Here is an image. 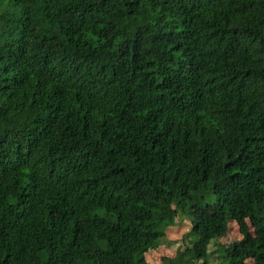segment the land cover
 <instances>
[{
	"label": "trees",
	"instance_id": "1",
	"mask_svg": "<svg viewBox=\"0 0 264 264\" xmlns=\"http://www.w3.org/2000/svg\"><path fill=\"white\" fill-rule=\"evenodd\" d=\"M175 213L161 264H264V0H0V264H149Z\"/></svg>",
	"mask_w": 264,
	"mask_h": 264
},
{
	"label": "rangeland",
	"instance_id": "2",
	"mask_svg": "<svg viewBox=\"0 0 264 264\" xmlns=\"http://www.w3.org/2000/svg\"><path fill=\"white\" fill-rule=\"evenodd\" d=\"M174 207L177 208L175 204ZM178 209V208H177ZM170 226L166 230V237L162 245L156 249H150L145 257L149 264H161L162 258L175 256L178 250H182L186 245V238L184 240L185 233L189 229V221L186 218H182L180 213H175L171 218L167 220ZM247 229L250 228L249 222H246ZM242 238L241 228L238 222L231 221L228 225V232L225 237L220 238L216 244H211L209 249L212 252V259L215 258L213 250L217 244L228 245L234 241ZM245 264H254L253 260L247 259Z\"/></svg>",
	"mask_w": 264,
	"mask_h": 264
}]
</instances>
